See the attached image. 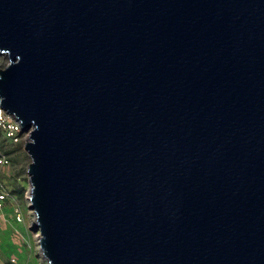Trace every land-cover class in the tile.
Returning a JSON list of instances; mask_svg holds the SVG:
<instances>
[{
	"label": "water",
	"instance_id": "95a60500",
	"mask_svg": "<svg viewBox=\"0 0 264 264\" xmlns=\"http://www.w3.org/2000/svg\"><path fill=\"white\" fill-rule=\"evenodd\" d=\"M4 56L48 264H264V0H0Z\"/></svg>",
	"mask_w": 264,
	"mask_h": 264
},
{
	"label": "rangeland",
	"instance_id": "374dc122",
	"mask_svg": "<svg viewBox=\"0 0 264 264\" xmlns=\"http://www.w3.org/2000/svg\"><path fill=\"white\" fill-rule=\"evenodd\" d=\"M0 64L2 66L3 61L0 60ZM4 151L9 155L10 164L3 170L1 179L15 199L14 204L24 214L25 223L14 224L10 218L9 206L8 222L0 227V264H8L11 258L15 260V264H48L33 242L32 232L28 228L29 217L23 195L15 193L20 189L25 191L29 187L26 173L29 157L22 145H8ZM15 234L18 236L15 237Z\"/></svg>",
	"mask_w": 264,
	"mask_h": 264
},
{
	"label": "built area",
	"instance_id": "2783aa9c",
	"mask_svg": "<svg viewBox=\"0 0 264 264\" xmlns=\"http://www.w3.org/2000/svg\"><path fill=\"white\" fill-rule=\"evenodd\" d=\"M0 60L3 61V64L1 66L0 64V70L5 68V66L8 64V59L6 56L0 57ZM4 66V67H3ZM29 132H23L21 131L20 124L12 118L10 115L5 113V111L0 107V227L3 226L8 222V214H6L5 210L7 208H11L10 210V218L13 220L15 225H22L25 223V216L22 214L20 209L14 204L15 199L13 198L10 190H8L5 183H3L1 176L3 170L8 168V165L10 164V158L9 155L6 153L5 148L8 145H22L29 140L30 134ZM29 187L27 190L23 193V199L26 205V211L29 217L28 220V228L31 226L32 223L35 222V213L33 211L29 210L30 205V198H29ZM17 237L18 234H15ZM33 242L36 245V247L40 250V233H32ZM8 264H15V260L11 258Z\"/></svg>",
	"mask_w": 264,
	"mask_h": 264
},
{
	"label": "trees",
	"instance_id": "16d2710c",
	"mask_svg": "<svg viewBox=\"0 0 264 264\" xmlns=\"http://www.w3.org/2000/svg\"><path fill=\"white\" fill-rule=\"evenodd\" d=\"M23 192H24L23 189H20V190H18V191H15V193H16V194H19V195H23Z\"/></svg>",
	"mask_w": 264,
	"mask_h": 264
},
{
	"label": "crops",
	"instance_id": "0c3cea01",
	"mask_svg": "<svg viewBox=\"0 0 264 264\" xmlns=\"http://www.w3.org/2000/svg\"><path fill=\"white\" fill-rule=\"evenodd\" d=\"M9 210H8V208L5 210V212H6V214H7V212H8Z\"/></svg>",
	"mask_w": 264,
	"mask_h": 264
}]
</instances>
